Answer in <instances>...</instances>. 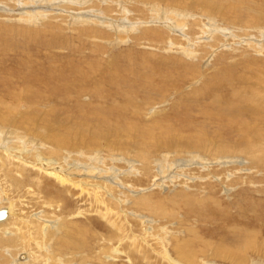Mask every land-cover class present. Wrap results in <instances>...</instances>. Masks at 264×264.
<instances>
[{"label": "rangeland", "instance_id": "374dc122", "mask_svg": "<svg viewBox=\"0 0 264 264\" xmlns=\"http://www.w3.org/2000/svg\"><path fill=\"white\" fill-rule=\"evenodd\" d=\"M12 1L0 0V125L23 130L46 146L51 143L47 134L54 132L59 138L70 137L73 147H55V154H44L47 160L38 161L29 149L7 157L10 151L3 146L4 139L0 141V156L5 155L0 161H6L0 166V209L13 204L9 217L24 222L31 240L30 248L17 255L7 247L6 260L50 264L43 253L52 249L61 264H264V249L258 250L264 248V151L256 163L252 152L247 153H256L259 142L264 147V116L260 115L264 110L257 113L264 108V49L255 52L237 38L250 34L261 38L264 0H91L85 4L109 20L124 17L129 25L136 23L135 30L128 31H118V22L113 28L98 23L90 30L86 22L73 21L66 10L76 13L83 3L60 2L55 9L63 10L55 11L56 15L26 23L15 14ZM163 9L188 14L200 24H193L191 32L185 26L183 34L178 27L175 34H168V28L152 22V14L159 16ZM207 22L219 30L212 34L214 38L201 36V26ZM223 31L231 37L227 39ZM188 40L194 45L196 40L201 42L195 45L199 53L193 57L180 47H188ZM243 73L249 74L248 79L244 85L239 83L241 90L235 89ZM253 88L261 92L255 94ZM254 101L258 104L253 117ZM23 115L29 120L24 121ZM29 126L37 132H27ZM218 148L227 151L218 153ZM66 152L72 158L79 152L92 157L88 167L103 161L105 167H118L124 185L112 182L115 190L105 187L102 178L63 167ZM140 152L148 161L140 158ZM13 157L26 162V176L14 173L23 179L21 186L6 172L13 166L8 163ZM43 162L67 172L71 181L61 182L41 171ZM160 164L167 170L164 182L159 180ZM170 166L180 170L173 172ZM144 194L156 203L154 207L139 203ZM41 215L57 231H44L54 235L46 252L41 248L39 252L35 241L38 223L48 222ZM12 219L7 225H13ZM64 224L76 231L71 234L75 251L70 246L64 251L56 248L55 240L65 234ZM9 232L5 229V235ZM186 242L190 247L181 249Z\"/></svg>", "mask_w": 264, "mask_h": 264}, {"label": "bare ground", "instance_id": "6f19581e", "mask_svg": "<svg viewBox=\"0 0 264 264\" xmlns=\"http://www.w3.org/2000/svg\"><path fill=\"white\" fill-rule=\"evenodd\" d=\"M13 1H15L13 4H12V6L13 7H15V8H17L16 9V13L15 14H18L20 17H21V20H23V22L25 21L26 23L27 22H29V23H34V22H36V21H40V19L42 18H44L45 17V15L46 14H55L56 12L55 11H58V10H63V9H55L56 7H58V3H60V2H70L71 4H73V5H77V4H79V6H80V4H82L81 5V9L78 11V12H76V13H74V12H72L71 10H66V11H69V13L72 15L73 14V16H72V18H73V21H82V22H86L85 24L87 25V26H89V27H91V29L90 30H93V28H97L98 27V23H100V25H106V26H110V27H114V25H115V22H118V24H119V29H118V31H121L122 30V28H124L125 30H135V27L136 26H133L134 24H136V23H132V24H130L129 25V23H126V19L123 17L121 20H117V21H112L113 19L111 18L110 20L108 19V18H105L104 17V15L103 14H100V13H98L97 11H95V10H93V9H89L88 8V6L87 7H85V4L86 3H89L91 0H13ZM12 1V2H13ZM79 1V2H78ZM3 4V3H2ZM6 5H7V3H6ZM1 7V6H0ZM5 7V6H4ZM7 8H8V6H7ZM7 8H4V9H6L7 10ZM152 8H153V6H152ZM10 9V8H9ZM75 9V8H74ZM159 10V9H158ZM160 11V10H159ZM158 11V12H159ZM162 12L160 13V15H159V13H158V15L159 16H156L155 14H157V13H155V14H152L153 16H152V22L154 23V24H156L157 26H159V27H161V26H163V27H165V28H168L167 29V33L168 34H170L171 32L172 33H174V32H177V27L178 28H180L181 30H180V33H184L185 32V26H187L186 27V29H188V32H191V26H193V24H196V25H199L200 24V22H195L194 20H195V17H194V19H189V18H187L186 17V15L188 16V14H185V13H179L178 11H172V13H170V12H166L164 9L163 10H161ZM61 12H58L57 14H60ZM56 15V14H55ZM107 17V16H106ZM193 17V16H192ZM121 18V16H118L116 19H120ZM149 18H151L150 16H149ZM187 19V21H185L184 22V20H186ZM188 20H193V22H192V24H187L188 23ZM164 21V22H163ZM151 22V21H150ZM139 23V25L140 26H142L143 24H142V22L140 21V22H138ZM213 23V22H212ZM212 23H205V27H202L201 26V28H202V31H201V36H202V38L204 37V35L206 36V39L207 38H209L210 39V37H212V38H214V36L215 35H212L213 33H215L216 31H218L219 32V30H216L217 28H216V26H214V25H211ZM82 24V23H81ZM88 24H92L91 26L90 25H88ZM151 24V23H150ZM150 24H149V26H150ZM153 24V25H154ZM155 25V26H156ZM202 25V24H201ZM195 26V25H194ZM143 27H145V26H143ZM157 29V28H156ZM148 31H150V32H154V33H158V34H161L160 32L161 31H159V30H154L153 28H150V29H147ZM193 30H194V28H193ZM117 31V32H118ZM147 31V32H148ZM164 31V30H163ZM100 32V31H99ZM95 33H97L96 31H95ZM195 33V32H194ZM197 33V32H196ZM175 34V33H174ZM193 34V33H192ZM191 34V35H192ZM155 35V34H154ZM166 35V34H165ZM223 35L224 36H226V38L227 39H229L230 37H231V35H232V33H230L229 31L228 32H226V31H223ZM153 36V35H152ZM174 36V35H173ZM186 36V35H185ZM188 36V37H187ZM186 36V38H190L191 36H189V35H187ZM194 36V35H193ZM218 37H219V35H217ZM167 37V36H166ZM179 37H181L180 35H179ZM183 37V36H182ZM199 37V36H198ZM261 38V40H264V33H262V35L260 36ZM140 38V37H139ZM150 38V37H149ZM162 38V36H160V39ZM201 38V37H200ZM237 38L239 39V40H241V41H244L245 42V44H247L249 47H250V49L251 50H255V52L257 51H259V52H262V50L264 49V47H262L264 44L263 43H261V40L260 39H258V37L257 36H253V35H246V36H238L237 35ZM153 39H154V36H153ZM164 39H165V37H164ZM177 39V38H176ZM184 39V38H183ZM204 39H205V37H204ZM140 40V39H139ZM169 40V39H168ZM194 40V39H193ZM246 40H250V41H246ZM170 41V40H169ZM175 41V40H174ZM189 42H187L189 45H188V47H186L185 46V44L182 46H180V47H182V49H183V51H185V53H186V56L188 57V56H190V57H193V56H195V54H198L199 52H198V49H199V47L198 46H200V44H201V42L199 41V40H196V43H195V45L196 44H198V46L197 47H195V45H194V43H192V41H190V40H188ZM204 40H202V42H203ZM215 41V40H214ZM223 41V40H222ZM149 42H151V41H149ZM205 42V41H204ZM210 42V41H209ZM211 42H213V40L211 41ZM211 42H210V44H211ZM165 43V42H164ZM186 43V42H185ZM206 43H208V42H206ZM168 45V44H167ZM227 44H223V46H226ZM241 45V44H240ZM178 46V45H177ZM235 46V45H234ZM171 47H173L172 45H171ZM210 47H211V49L213 48V45L211 46L210 45ZM182 51V52H183ZM181 52V53H182ZM191 52V53H190ZM207 52V51H206ZM184 53V52H183ZM184 53V54H185ZM201 55V54H200ZM255 58H258V57H255ZM254 58V59H255ZM256 61H259V59L258 60H256ZM252 62V61H251ZM257 63V62H256ZM243 64H241V66H242ZM263 66V65H262ZM261 66V67H262ZM260 67V68H261ZM244 69L246 68V67H243ZM256 68V67H255ZM247 69V68H246ZM259 69V68H258ZM263 69V68H262ZM241 70H243V69H241ZM254 70V68L252 69V71ZM244 71V70H243ZM247 71V70H246ZM255 71V70H254ZM259 71H261V70H259ZM240 72H242V71H240ZM250 72V71H249ZM248 73V72H247ZM247 73H243L244 75V77H243V79L241 80V77L242 76H240L239 78H237L236 79V81L238 80V83H235L236 84V86L234 87L235 89L236 88H238V89H240L241 90V88L240 87H242V86H239V83H241V84H245L246 82V80L248 79V75L249 74H247ZM252 73V72H251ZM250 73V74H251ZM256 73V72H255ZM258 74V73H257ZM260 74V73H259ZM252 76V75H251ZM253 77V76H252ZM250 79V78H249ZM255 80H258V81H260V80H262V78L260 77V78H255ZM252 82H253V79H252ZM232 83V82H231ZM224 84V83H223ZM233 84V83H232ZM248 84V83H247ZM252 84V83H251ZM249 85V84H248ZM229 86H231V85H229ZM208 87V86H207ZM226 87V86H225ZM221 88H224V87H221ZM226 88H228V86L226 87ZM208 89V88H207ZM229 89V88H228ZM253 90V92H254V88L252 89ZM27 91H29V90H27ZM237 91V90H236ZM239 91V90H238ZM255 91L257 92V88L255 89ZM204 92L205 93H209V92H206L205 90H204ZM256 92H254L255 94H258L259 92H261V90L260 91H258V93H256ZM236 93V92H235ZM247 94V93H246ZM26 95H28V94H26ZM25 95V96H26ZM32 95V94H31ZM237 95V94H236ZM24 96V97H25ZM204 96V95H203ZM238 96V95H237ZM253 96H255V95H253ZM22 97V96H21ZM21 97H20V99H21ZM264 98V97H263ZM256 99V98H255ZM250 100V99H249ZM241 101V100H240ZM3 102V101H2ZM255 102V101H254ZM258 103H256L255 102V105H254V107L251 109V114L253 113V109L255 108V106L257 105ZM10 105V104H9ZM8 105V106H9ZM33 107V106H32ZM38 107V106H37ZM11 108V107H10ZM13 108H14V106H13ZM34 108V107H33ZM32 108V109H33ZM36 108V107H35ZM257 108V107H256ZM37 109V108H36ZM262 110H264V108H262L261 110H259L257 113H259L260 111H262ZM51 112V111H50ZM30 113H32L31 111H30ZM29 113V114H30ZM49 112H47L46 111V114H48ZM52 113V112H51ZM50 113V114H51ZM33 115V114H32ZM37 115V114H36ZM253 115V114H252ZM260 115H262V116H264V111L262 112V114H260ZM24 116V115H23ZM35 116V115H34ZM31 117V116H30ZM33 117V116H32ZM253 117H254V115H253ZM258 117V116H257ZM29 117L27 116V118L24 116V117H22V119H24V121H25V119H27V121L29 120L28 119ZM34 118V117H33ZM46 118V117H45ZM43 119V118H42ZM48 118H46V120H47ZM38 120H40V119H38ZM35 121V120H34ZM33 121V122H34ZM33 122H32V124H33ZM36 122V121H35ZM23 124H25V123H23ZM22 124V125H23ZM31 124V125H32ZM49 124V123H48ZM27 125H29V124H27ZM34 125V124H33ZM21 126V125H20ZM17 127H19V126H17ZM23 127V126H22ZM22 127H21V129H22ZM25 127H26V125H25ZM35 127V126H34ZM50 127H52V128H54L55 129V127H53V126H51L50 125ZM20 128V127H19ZM28 128V127H27ZM59 128H62V126L61 127H59ZM65 128V127H64ZM69 128V127H68ZM53 129V130H54ZM18 130V129H17ZM65 130V129H64ZM70 130H71V128H70ZM69 129H68V131H70ZM255 130V129H254ZM21 131V130H20ZM19 130L18 131H14L12 128H9V127H6V126H1L0 125V141H2L3 142V139H4V141H5V143L6 144H3V146H5L6 147V150H8V151H10V153H6V155L8 154H10V155H13L14 154V152H23L24 150H28L29 149V151H28V153L30 154V155H32L33 157H37L36 159L39 161V160H41V159H43V158H45V156H43L44 154H46V156H48V155H51V154H55V147H58L59 149L61 148V146L62 145H64V146H68V147H73L72 146V143H71V141L70 142H68L70 139V137L69 138H67V137H64V138H61V137H63V136H61L60 138L58 137V134H56V133H52V135H51V133H48L47 135H49V136H46V139L49 141V139H50V142L51 143H48L49 144V146H46V144H44V143H42V142H40L39 140H36V138H34V137H31L30 135H28L27 133H25V132H20ZM50 131V130H49ZM48 131V132H49ZM61 131V130H60ZM66 131V130H65ZM27 132H30L31 134H32V132L35 134L36 132H37V130H35V129H31V127L29 126V129H27ZM58 132V131H57ZM76 132V131H75ZM74 132V133H75ZM33 134V135H34ZM61 135V134H60ZM66 135H68V134H66ZM70 136V135H69ZM254 142V141H253ZM42 143V144H41ZM263 142H259V144H257L258 145V148L257 149H255V150H257V152L256 153H254L253 151H247V153H250V152H252L251 153V158L254 160V162L256 163V161H258V162H260V160H261V158L263 157H259V152L260 151H264V147H263V144H262ZM197 144V143H196ZM252 144V143H251ZM1 145V144H0ZM253 145V144H252ZM29 146H31V147H29ZM198 146V145H197ZM255 146V145H254ZM223 147V146H222ZM252 147V146H251ZM57 148V149H58ZM253 148V147H252ZM2 149V148H1ZM227 149V148H226ZM226 149H224V148H218V149H215V151L216 152H218V153H221L222 151H227ZM4 150V149H3ZM1 152H2V150H1ZM6 152V151H5ZM71 152H66L65 154H67L66 156H65V158H64V156H62L64 159L63 160H65V164H67V165H63V167L64 166H68L69 165V168L71 169L72 168V170L73 169H76V171H78V172H80V174H84V175H86V176H88V177H98V178H102V179H104V183L107 185H105V187H109V188H112V189H115V187H117V186H114V184H118V183H121V184H123L122 183V181L120 180L121 179V177H120V174H119V172L118 171H120L119 169H117L115 166H111V167H105L106 165H104V161H103V164L101 163V164H99L98 162L97 163H92L91 164V167H88L89 166V163L90 162H92V157L91 158H86V157H84L80 152H79V154H78V156L77 157H75V158H72V155L70 154ZM2 154V153H1ZM263 154H264V152H263ZM8 155H7V157H8ZM9 155V156H10ZM3 156H5V155H3ZM2 156V157H3ZM14 157H15V155H13ZM53 156V155H52ZM82 156V158L84 159H80V157ZM101 157H102V155H100ZM139 156H140V158L141 159H143L144 161H148V157H147V155L145 154V152H140V154H139ZM1 156H0V160H1V158H2ZM11 157V156H10ZM9 157V158H10ZM14 157L12 158V160L11 161H9V158H7V160L9 161L8 163L9 164H13V166L11 167V168H9V166L7 167V168H9V169H7L6 168V172L10 175V177L12 178V180H13V182L16 184V186H21V184L23 185V183H22V181H23V179H21V180H19V176H18V178H16V174H14L15 172L17 173H20L21 172V176L22 175H24V176H26V174L27 173H25V171L24 170H27L26 168H25V166H24V163H26V162H24L23 160H14ZM62 157H61V160H62ZM67 157H68V159H67ZM69 157H71V158H69ZM52 158V157H51ZM54 158V157H53ZM150 158V157H149ZM46 160H47V158H45ZM50 159V158H49ZM59 159V158H58ZM115 159V158H114ZM2 160H5V159H2ZM25 160V159H24ZM27 160V159H26ZM51 160V159H50ZM53 160V159H52ZM63 160H62V162H63ZM68 160H70L69 162H68ZM60 161V160H59ZM58 161V162H59ZM166 161V160H165ZM4 162H6V161H4ZM4 162L3 161H0V166L2 165V167L3 166H5L4 165ZM13 162V163H12ZM42 162V161H41ZM61 162V163H62ZM73 162V163H72ZM75 162H77L76 164H75ZM162 162H164V160H162ZM253 162V163H254ZM7 163V164H8ZM28 163V162H27ZM175 163V162H174ZM6 164V163H5ZM50 163L49 162H43L42 163V168H41V171H43V170H46L47 171V174L48 173H50V175L52 174L54 177H56V178H58L59 179V181H61V182H66L67 181V179L69 180V178L70 177H72V176H70L67 172H65V171H63L61 168H60V170H57L55 167H51V166H48ZM80 164V166H77V165H79ZM143 164V163H142ZM147 164V163H146ZM168 164V163H167ZM173 164V163H172ZM178 164V163H177ZM190 163H184L183 164V168H184V166L185 167H187L188 165H189ZM31 165V164H30ZM51 165H53V164H51ZM59 166V165H58ZM61 167H62V165H60ZM143 166V165H142ZM145 166V165H144ZM27 167V166H26ZM38 167V168H39ZM102 167H103V169H102ZM156 167V166H155ZM164 167L165 166H163V165H161L160 164V168H158V174H161L162 176H160V175H158V177L160 176V182H164L165 180V173L167 172V170L166 169H164ZM171 167V170L173 171V172H177V171H174L175 169L176 170H180V166H176L175 168H173L172 166H170ZM28 168V167H27ZM39 168V169H40ZM54 168H55V170H54ZM122 168V167H121ZM146 168V167H145ZM11 169V170H10ZM63 169H65V168H63ZM68 169V168H67ZM211 169V168H210ZM38 170V169H37ZM143 170V169H142ZM148 170V169H147ZM151 170V169H150ZM182 170V169H181ZM67 171V170H66ZM75 171V172H76ZM27 172V171H26ZM74 172V173H75ZM173 172L171 173V176H174V174H173ZM17 173V174H18ZM38 173V172H37ZM74 173H72V174H74ZM36 174V173H35ZM71 174V175H72ZM77 174V173H76ZM157 174V173H156ZM173 174V175H172ZM176 174V173H175ZM45 175V174H44ZM51 175V176H52ZM83 175V176H84ZM20 176V177H21ZM23 176V177H24ZM40 176H41V174H40ZM46 176V175H45ZM44 176V177H45ZM27 177H28V175H27ZM43 177V178H44ZM85 177V176H84ZM167 177H169V176H167ZM40 178V177H39ZM39 178H38V180H39ZM42 178V177H41ZM40 178V179H41ZM124 178H125V176H124ZM174 178H177V176H174ZM31 179V178H30ZM36 179H37V177H36ZM35 179V180H36ZM72 179V178H71ZM84 179V178H83ZM86 179V178H85ZM5 180V179H4ZM32 181H33V179H31ZM30 181V180H29ZM71 180H69V182H70ZM73 181H75V180H73ZM97 182V181H96ZM112 182H114V184H112ZM26 183V182H25ZM97 183H99V182H97ZM103 182H101V184H102ZM158 183L159 182H157L156 183V185H158ZM27 185V184H26ZM36 185H38V184H36ZM75 185V184H74ZM103 185V186H104ZM124 185V184H123ZM99 187V186H98ZM125 187V186H124ZM2 188V187H1ZM125 188H127V187H125ZM101 189V188H100ZM131 189V188H130ZM115 190H117V189H115ZM122 190V189H121ZM126 190V189H125ZM133 190V189H132ZM124 191V190H123ZM128 191V190H127ZM130 191V190H129ZM103 192H105V191H103ZM122 192V191H121ZM123 193V192H122ZM2 196V195H1ZM125 197V196H124ZM2 198V197H1ZM37 198V197H36ZM103 200V199H102ZM101 200V201H102ZM139 201V203L140 204H143V205H145V206H147L148 208L150 207V208H152V207H154L155 206V204H154V202H153V200L148 196V195H142L141 197H140V199H138ZM47 201V200H46ZM100 201V202H101ZM108 201H110V199L108 198ZM42 202V201H41ZM99 202V201H98ZM103 202H105V200L103 201ZM137 202V203H138ZM9 204V203H8ZM115 204V203H114ZM118 204V206H119V203H117ZM10 206V205H9ZM1 207H2V205H1ZM3 209H6L7 210V215H6V218L5 219H2V220H0V264H10V261H7L6 260V258H5V250L7 249V247L10 249V251L9 252H11V254L12 255H17L20 251H22V250H25V249H29L30 248V241H29V238L26 236V233H27V231H26V229L24 230V228H25V225H24V222L23 223H21L20 221H19V219H17L16 218V216H15V218H13V217H9L10 216V213L14 210V206H13V204L9 207V209L6 207H4ZM1 210V209H0ZM18 210V209H17ZM107 212V211H106ZM17 213V212H16ZM43 218H41L43 221H48L47 220V218H45L43 215H41ZM15 219V220H13V219ZM24 218V217H23ZM37 218V217H36ZM40 218V217H39ZM13 220L12 221V223H13V225H11V226H9V225H7V223L9 222V220ZM25 219V218H24ZM4 220H6V221H4ZM4 221V222H3ZM26 222V221H25ZM45 223V222H44ZM43 223V224H44ZM9 224V223H8ZM39 225H41L39 228H38V226L36 227L37 228V230H36V228H35V235H37L36 236V240H35V238H34V240L36 241V243L39 245V252L41 251L40 250V248L42 249V252H46L45 250H47V248H48V246H49V243H50V240H51V238H53V233L52 232H49V233H47L46 232V234L44 233V231H50L51 229L53 230L54 228H53V225L52 224H50V222L48 221L47 222V224H46V226H43L42 224H40V223H38ZM63 225V224H62ZM61 227V226H60ZM10 229V230H12V232L10 233V234H6L5 235V229ZM48 228V229H47ZM62 228V227H61ZM61 228L59 229V230H61ZM64 228H66V231H65V234L64 235H61L57 240H55L56 241V248H58V249H60V251H61V249H63V251H64V248L65 247H68V246H70L72 249L73 248H75L73 245L76 243V239H73L72 237H71V234H73V233H75L76 231L74 230V228H73V230L75 231H73L72 229H71V226L69 227V224H64V226H63V229ZM7 231V230H6ZM54 231L55 232H57L55 229H54ZM53 231V232H54ZM7 233V232H6ZM80 233H82V231H79L77 234H80ZM73 236V235H72ZM76 237V236H75ZM78 237V236H77ZM81 237V236H80ZM79 238V237H78ZM31 239V238H30ZM55 239H56V236H55ZM75 240V241H74ZM162 240V239H161ZM251 240V239H250ZM190 242V241H189ZM189 242H186V243H184V245L183 246H181L180 245V248L182 249V248H184L185 246H189L190 247V243ZM79 243V242H78ZM162 243V242H161ZM54 244V243H53ZM175 244V243H174ZM222 244V243H221ZM78 245V244H77ZM81 245V244H80ZM137 245V244H136ZM135 245V246H136ZM192 245V244H191ZM225 245V244H224ZM51 246V245H50ZM82 246V245H81ZM138 246V245H137ZM262 245H260V246H257L258 248L259 247H261ZM165 247V246H164ZM222 247V246H221ZM221 247H219V248H221ZM44 248V249H43ZM51 248V247H50ZM49 249V248H48ZM70 249V248H69ZM222 249H223V247H222ZM257 249V248H256ZM264 248H260V249H258V250H263ZM74 250V249H73ZM131 250H133V249H131ZM130 250V251H131ZM136 250V249H135ZM134 250V251H135ZM191 250V249H190ZM219 250H221V249H219ZM223 250H225V249H223ZM51 251H52V249L50 250V251H47L46 253L47 254H50L49 256L50 257H47L48 255L47 254H45V253H43L44 255H45V258H44V260L46 261V259H47V261L48 262H50V264H61L60 262L62 261H60V262H58L57 261V257L55 258L54 257V253L53 254H51ZM59 251V252H60ZM75 251V250H74ZM80 251V250H79ZM78 251V252H79ZM178 251V250H177ZM251 251V250H250ZM8 252V253H9ZM24 252V251H23ZM41 252V253H42ZM66 252V251H65ZM64 252V253H65ZM260 252V251H259ZM74 253V252H73ZM22 254V253H21ZM55 254H56V252H55ZM60 254V253H59ZM187 254V253H186ZM28 255V254H27ZM62 255V254H61ZM142 255V254H141ZM182 256H184L183 254H181ZM180 255V256H181ZM63 256H64V254H63ZM66 256V255H65ZM29 257V256H28ZM232 257V256H231ZM3 258H4V260L7 262V263H5L4 262V260H3ZM17 258V257H16ZM27 259V258H26ZM191 259V258H190ZM28 260H30V258L28 259ZM36 261V260H35ZM46 261V262H47ZM239 261V260H238ZM26 262V260L23 262V261H21V263L20 264H26L25 263ZM29 262H31V261H29ZM58 262V263H57ZM64 262V261H63ZM244 263H245V261H243ZM31 264V263H30ZM35 264H37V263H35ZM40 264V263H39Z\"/></svg>", "mask_w": 264, "mask_h": 264}, {"label": "water", "instance_id": "95a60500", "mask_svg": "<svg viewBox=\"0 0 264 264\" xmlns=\"http://www.w3.org/2000/svg\"><path fill=\"white\" fill-rule=\"evenodd\" d=\"M7 215V210L6 209H1L0 210V220L5 219Z\"/></svg>", "mask_w": 264, "mask_h": 264}]
</instances>
